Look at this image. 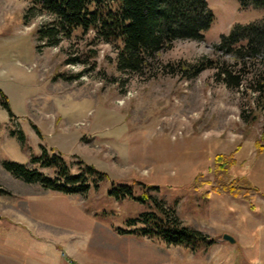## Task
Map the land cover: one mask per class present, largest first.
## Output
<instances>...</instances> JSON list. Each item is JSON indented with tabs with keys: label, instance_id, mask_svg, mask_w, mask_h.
Masks as SVG:
<instances>
[{
	"label": "rangeland",
	"instance_id": "1",
	"mask_svg": "<svg viewBox=\"0 0 264 264\" xmlns=\"http://www.w3.org/2000/svg\"><path fill=\"white\" fill-rule=\"evenodd\" d=\"M207 1L215 21L205 39L176 42L159 63H236L215 45L235 25L264 19V8ZM31 7V0H0V90L13 113L0 104V264H218L222 257L225 264H264V152L256 146L264 114L254 125L242 120L250 104L243 89L217 82L214 69L193 80L163 74L157 64L143 76L120 72L116 45L93 31L77 29L47 46L37 30L54 17L28 13ZM43 148L73 173L83 161L117 184L158 187L150 193L168 211L216 244L193 251L124 233L127 220L148 207L109 197L110 181L86 195H65L5 170L3 163L14 161L54 177L31 163ZM234 152L237 164L216 175L215 156ZM214 180L257 188L254 207L214 193ZM192 254L194 261L182 259Z\"/></svg>",
	"mask_w": 264,
	"mask_h": 264
},
{
	"label": "trees",
	"instance_id": "2",
	"mask_svg": "<svg viewBox=\"0 0 264 264\" xmlns=\"http://www.w3.org/2000/svg\"><path fill=\"white\" fill-rule=\"evenodd\" d=\"M32 7L54 18L48 26L37 30L47 46L59 44L77 29L93 31L95 38L116 45L117 68L123 73L140 76L151 73L160 65V72L178 76L184 80L198 78L203 72L214 69L215 80L232 90L249 96L250 104L242 108L241 118L249 125L259 121L264 114V19L249 24H237L229 35L215 45V52L233 55L235 64L220 58H202L190 62L180 59L166 64L159 63L158 55L170 51L178 41H203L205 32L215 21V14L207 0H31ZM243 8H264V0H239ZM0 104L13 115L8 96L0 90ZM264 129L257 141L258 152H264ZM239 151V148L235 150ZM215 156V173L237 164L236 153ZM32 164L54 171L51 177L38 169L14 161H5L6 171L28 184H40L43 188L65 195H86L92 188L99 189L104 182H111L109 197L122 201L134 200L148 209L126 222L129 230L124 233L139 237L159 239L170 246L186 247L193 251L209 248L216 239L186 226L173 212L153 196L150 191L159 188L140 181L132 185L117 184L109 175L83 161L77 172L60 155H49L43 148L42 155L34 157ZM212 191L248 200L251 208L259 193L257 188L239 183L229 185L212 181ZM144 191L137 194L135 187ZM124 231V230H123Z\"/></svg>",
	"mask_w": 264,
	"mask_h": 264
},
{
	"label": "crops",
	"instance_id": "3",
	"mask_svg": "<svg viewBox=\"0 0 264 264\" xmlns=\"http://www.w3.org/2000/svg\"><path fill=\"white\" fill-rule=\"evenodd\" d=\"M183 257V256H182ZM222 258H224V257H222ZM218 259V264H225L224 262L226 261V258H224V259ZM182 259H184V260H186V261H191V260H195L196 258H195V256L192 254V255H186L185 256V258H182ZM200 261H206V263L205 264H210L209 263V258H202V259H199ZM10 264H17L16 262H11ZM203 264V263H202Z\"/></svg>",
	"mask_w": 264,
	"mask_h": 264
},
{
	"label": "water",
	"instance_id": "4",
	"mask_svg": "<svg viewBox=\"0 0 264 264\" xmlns=\"http://www.w3.org/2000/svg\"><path fill=\"white\" fill-rule=\"evenodd\" d=\"M223 239L226 240V241H228V242H230V243H233V244L235 243V239L232 236L225 235L223 237Z\"/></svg>",
	"mask_w": 264,
	"mask_h": 264
}]
</instances>
